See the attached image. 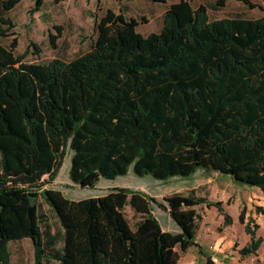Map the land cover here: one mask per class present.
<instances>
[{
	"label": "trees",
	"instance_id": "16d2710c",
	"mask_svg": "<svg viewBox=\"0 0 264 264\" xmlns=\"http://www.w3.org/2000/svg\"><path fill=\"white\" fill-rule=\"evenodd\" d=\"M17 4L4 1V12ZM189 9H168L162 31L144 40L137 27L145 19L127 18L122 6L119 14L108 10L95 18L90 50L71 61L27 64L28 51L15 54L17 38L0 43V264H12L10 243L25 239L34 264H178L196 246L198 207H215L232 224L222 202L194 190L162 204L125 188L80 201L45 189L69 151L77 186L130 170L162 182L203 170L264 194V17L212 21L205 6ZM14 28L0 18L1 38L15 36ZM49 38L56 48L57 36ZM39 198L58 221L55 231L41 229ZM153 204L180 234L162 229ZM239 220L245 224L244 211ZM245 230L251 239L242 257L262 244L250 223Z\"/></svg>",
	"mask_w": 264,
	"mask_h": 264
},
{
	"label": "rangeland",
	"instance_id": "374dc122",
	"mask_svg": "<svg viewBox=\"0 0 264 264\" xmlns=\"http://www.w3.org/2000/svg\"><path fill=\"white\" fill-rule=\"evenodd\" d=\"M97 1L43 0L40 10L33 12L37 0H18V4L13 10L4 12V17L10 18L15 25V28L11 32L15 36L7 39L0 37V43L8 47L11 41L17 38L18 46L15 54L22 55L28 51L24 59V62L27 64L46 63L53 59L71 61L90 50L97 36L95 18L99 19L103 16L101 10L112 9L117 12L119 8L115 0ZM256 6L259 8L252 14L248 13V16L254 18L261 15V17H264V0H256ZM138 9L143 8L139 6ZM130 11H136V9H130ZM139 20L141 19L139 18ZM50 35L57 36V40L55 41L56 48L51 46ZM33 44L38 47L39 53L36 52ZM71 157L72 153L69 151L56 181L53 184H47V177H45L44 185L45 189L60 191L66 198L73 201L106 196L112 191V187H119L133 191H142L149 197L154 198L158 203L163 204L165 197L175 193L188 195L195 180L198 182L205 179V175L201 174L197 179L193 177L187 179L173 178L162 182L154 180L150 176L137 177L130 170L126 176L117 178L116 180L102 179L93 188L83 187L74 185L69 180ZM222 177L221 183L224 186V192L218 191L215 193L211 191L207 197L210 202H223L228 195L244 200L246 196H253L254 188L234 182L228 176ZM37 205L43 219L41 223L42 231L45 232L47 228L55 231L58 227V221L50 207L41 198L38 199ZM197 209L200 212V216H204L205 218H201L198 221V241L202 244L208 242V247H213L214 251L217 252L216 257H218V253L224 255L231 251L234 252L241 244V238L247 223L246 220H248L246 209H239L237 202L234 204L233 202L228 203V206L224 209L232 217V224L229 226L224 225V217L216 208L203 206ZM254 210L257 212V207ZM153 211L165 231L174 230L172 224H167L166 220H164V211L159 206L153 204ZM242 211H244L245 224H242L239 220ZM125 216L130 225L134 226L137 219L134 218V213L129 208L125 210ZM248 223L252 225L253 230L257 231L258 226L255 220L249 218ZM256 237H258L257 232ZM216 238L224 239L225 241L219 244ZM228 243L229 247L227 248L225 245ZM9 250L11 252L12 264H34V248L31 240L25 239L12 242L9 245ZM180 264L190 263L182 259ZM255 264H264V262L257 260Z\"/></svg>",
	"mask_w": 264,
	"mask_h": 264
},
{
	"label": "crops",
	"instance_id": "0c3cea01",
	"mask_svg": "<svg viewBox=\"0 0 264 264\" xmlns=\"http://www.w3.org/2000/svg\"><path fill=\"white\" fill-rule=\"evenodd\" d=\"M219 1L222 0H192L189 6L186 0H166L165 4L157 3L154 2L153 0H124L121 3L116 1L119 8L117 12L114 10L113 11L116 14H119L120 6H122L124 8L125 16L127 18H134L138 21L145 19L144 22L141 21L139 23V26L137 27V32L140 37L142 36L141 37L142 40H144L150 34L160 33L162 31L163 16L165 12L170 8L174 10L177 9L190 10L189 9L190 7L192 8V10H195L200 6H205L208 10L209 19L212 21L222 20V19H236V18L257 19L261 17V15L256 16L254 18L248 16V13L249 14L254 13L256 9L259 7H255L252 9L247 4H245L243 0H223L224 4L218 6L217 3ZM248 1L252 5H256V0H248ZM97 2H100V0H98ZM139 6H141V8L143 9H138ZM3 7H4V0H0V18L4 16ZM130 9H136V11H130ZM108 10H112V9H107L105 11L101 10V12L104 15ZM139 18L141 20H139ZM201 174L205 175V179L203 181H198V182L195 180L194 185H192V187L190 188V192L194 190L197 197H202L206 199L208 195L211 193V191H214L215 193L218 191L224 192V186H222L221 182L223 178L222 176H226V175H222L216 172H206L203 170H199L197 173H195V175L191 176L190 178L193 177L197 179V177L201 176ZM114 188H119V187H114ZM114 188L112 187V190ZM253 190H254L252 193L253 196L251 195L246 196L245 200L228 195L226 196L227 198L225 201L223 202L218 201V202H222L224 208L228 206V203L233 202L234 204L237 202V204H239V209L241 210L246 209L247 219L249 220V218H252L253 220H255V223L258 226L256 231L258 236L257 238H261L262 240L261 247L255 254L248 257H242L240 254V251L249 244L251 239V237L246 233V230H244L243 236L241 238L240 246L234 252L231 251L230 253L224 255L222 253H218V257H216L217 252L214 251L215 249H213V247H208V242L202 244L198 241V237H197L198 231H197L195 238L196 246L189 249L185 254H182L181 255L182 258L179 259L178 263L180 264L182 262V259L186 260L189 263L195 262L196 264H207L208 260H211L214 264H255L257 260H262V262H264V249H262L264 248V194L258 188H254ZM138 192H142V191H138ZM203 206L206 205H202L200 206V208H202ZM255 207H257V210L260 208L261 209L260 212L259 211L256 212L254 210ZM198 213L200 214V212ZM153 214L155 216L154 211ZM163 218L164 220H166L167 224L171 223L174 229L173 231L167 230L166 232H170L172 234L181 233L179 227L175 224V222L170 218V216L166 212L163 213ZM201 218L205 219L204 216ZM248 220H246L247 223ZM161 227L164 230L162 225ZM216 241H218L219 244H222L223 241L225 240L219 238ZM225 246L228 248L229 243Z\"/></svg>",
	"mask_w": 264,
	"mask_h": 264
},
{
	"label": "built area",
	"instance_id": "2783aa9c",
	"mask_svg": "<svg viewBox=\"0 0 264 264\" xmlns=\"http://www.w3.org/2000/svg\"><path fill=\"white\" fill-rule=\"evenodd\" d=\"M190 264H196L195 262H192V263H190Z\"/></svg>",
	"mask_w": 264,
	"mask_h": 264
}]
</instances>
